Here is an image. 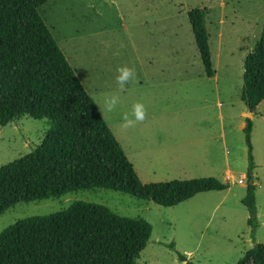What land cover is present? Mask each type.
<instances>
[{
	"label": "rangeland",
	"instance_id": "rangeland-1",
	"mask_svg": "<svg viewBox=\"0 0 264 264\" xmlns=\"http://www.w3.org/2000/svg\"><path fill=\"white\" fill-rule=\"evenodd\" d=\"M192 8L204 11L210 77L187 21ZM37 12L140 182L212 176L227 187L168 207L105 188L69 191L15 203L0 214V231L78 200L147 220L151 232L134 264H233L251 245L264 243V99L249 115L254 229L240 202L247 158L239 125L242 59L258 39L264 0H48ZM121 66L136 73L124 91L115 80ZM109 94L120 103L105 113ZM136 102L145 105L146 118L125 128L122 114ZM46 127L45 119L28 116L0 126V166L29 153Z\"/></svg>",
	"mask_w": 264,
	"mask_h": 264
},
{
	"label": "trees",
	"instance_id": "trees-1",
	"mask_svg": "<svg viewBox=\"0 0 264 264\" xmlns=\"http://www.w3.org/2000/svg\"><path fill=\"white\" fill-rule=\"evenodd\" d=\"M48 0H0V126L23 116L45 119L40 142L0 166V214L17 202L105 188L173 206L196 193L223 190L212 176L142 183L42 22ZM205 76L213 75L204 11H187ZM240 98L250 113L264 99V21L242 59ZM252 123L243 117L247 166L240 202L255 227ZM151 228L141 217L119 215L102 204L72 201L44 215L18 219L0 231V264H134ZM173 248V244H167ZM177 259L185 261L182 254ZM233 264H264V243H254Z\"/></svg>",
	"mask_w": 264,
	"mask_h": 264
},
{
	"label": "clouds",
	"instance_id": "clouds-1",
	"mask_svg": "<svg viewBox=\"0 0 264 264\" xmlns=\"http://www.w3.org/2000/svg\"><path fill=\"white\" fill-rule=\"evenodd\" d=\"M118 75L115 77L119 91L126 90V86L129 82L135 80V70L127 66H121L117 69ZM120 103V97L118 95L109 94L104 97L102 104V111L105 113H112L116 110ZM146 108L141 102H136L132 105L131 112H125L122 114L123 127L132 128L138 122H143L146 118Z\"/></svg>",
	"mask_w": 264,
	"mask_h": 264
},
{
	"label": "built area",
	"instance_id": "built-area-1",
	"mask_svg": "<svg viewBox=\"0 0 264 264\" xmlns=\"http://www.w3.org/2000/svg\"><path fill=\"white\" fill-rule=\"evenodd\" d=\"M231 177V175H229L227 172H225L224 174V179L228 180ZM237 183H242V180L240 178L236 179Z\"/></svg>",
	"mask_w": 264,
	"mask_h": 264
},
{
	"label": "water",
	"instance_id": "water-1",
	"mask_svg": "<svg viewBox=\"0 0 264 264\" xmlns=\"http://www.w3.org/2000/svg\"><path fill=\"white\" fill-rule=\"evenodd\" d=\"M250 115V110L248 108L247 103H245V112H244V116L248 117Z\"/></svg>",
	"mask_w": 264,
	"mask_h": 264
},
{
	"label": "crops",
	"instance_id": "crops-1",
	"mask_svg": "<svg viewBox=\"0 0 264 264\" xmlns=\"http://www.w3.org/2000/svg\"><path fill=\"white\" fill-rule=\"evenodd\" d=\"M240 114H241V116H242L243 112L240 113ZM242 118H243V116H242ZM239 125L242 127V126H243V121H240Z\"/></svg>",
	"mask_w": 264,
	"mask_h": 264
}]
</instances>
